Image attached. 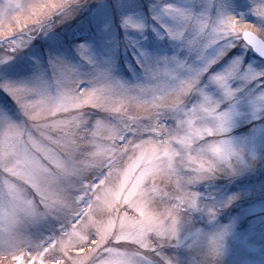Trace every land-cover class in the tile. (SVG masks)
<instances>
[{
  "label": "snow or ice",
  "instance_id": "6c2138e0",
  "mask_svg": "<svg viewBox=\"0 0 264 264\" xmlns=\"http://www.w3.org/2000/svg\"><path fill=\"white\" fill-rule=\"evenodd\" d=\"M238 218L256 264L264 0H0V264H225Z\"/></svg>",
  "mask_w": 264,
  "mask_h": 264
},
{
  "label": "rangeland",
  "instance_id": "374dc122",
  "mask_svg": "<svg viewBox=\"0 0 264 264\" xmlns=\"http://www.w3.org/2000/svg\"><path fill=\"white\" fill-rule=\"evenodd\" d=\"M236 135L243 136L247 134V126H241L237 128ZM259 175V174H258ZM241 212H246L249 214V218H251V214L253 212L258 213L259 208L256 209H249L247 206H243L241 208H233L231 210V215L233 217H238V214ZM222 223H227L228 221L224 218L221 219ZM247 227V224L244 222H241L238 218L237 227L235 229L233 237L229 240V254L225 258V264H239V260L242 257L243 254V248L247 241V236L245 234V229ZM264 260V256H261L258 252L255 256L256 264H260V262Z\"/></svg>",
  "mask_w": 264,
  "mask_h": 264
}]
</instances>
